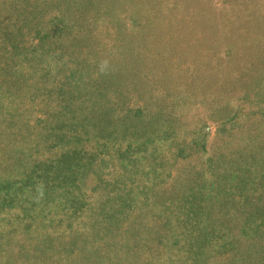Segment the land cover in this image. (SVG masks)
Returning <instances> with one entry per match:
<instances>
[{
	"label": "rangeland",
	"instance_id": "1",
	"mask_svg": "<svg viewBox=\"0 0 264 264\" xmlns=\"http://www.w3.org/2000/svg\"><path fill=\"white\" fill-rule=\"evenodd\" d=\"M0 264H264V0H0Z\"/></svg>",
	"mask_w": 264,
	"mask_h": 264
}]
</instances>
